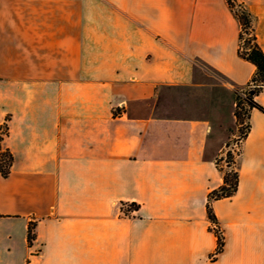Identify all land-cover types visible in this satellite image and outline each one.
I'll return each mask as SVG.
<instances>
[{
    "label": "crops",
    "instance_id": "crops-1",
    "mask_svg": "<svg viewBox=\"0 0 264 264\" xmlns=\"http://www.w3.org/2000/svg\"><path fill=\"white\" fill-rule=\"evenodd\" d=\"M237 2L264 52V0ZM239 31L227 0H0V264H264V111L218 253L206 208L255 71Z\"/></svg>",
    "mask_w": 264,
    "mask_h": 264
},
{
    "label": "trees",
    "instance_id": "trees-1",
    "mask_svg": "<svg viewBox=\"0 0 264 264\" xmlns=\"http://www.w3.org/2000/svg\"><path fill=\"white\" fill-rule=\"evenodd\" d=\"M227 3L240 25L238 54L240 57L250 61L255 66V71L250 80L245 86L239 89L244 93V97L238 96V93L236 96L234 109L236 125L240 127L243 122H245L244 131L241 132L242 134L239 138V142H241L249 130L248 119L250 110L252 108H258L264 111V108L254 101V96L264 89V52L258 44L254 33L252 15L241 3L237 2V0H227ZM235 6H238L239 9L236 10L234 8ZM6 133L7 126L4 123L0 126V143ZM226 152L229 154V151ZM12 161L13 156L10 151L7 148H2L0 145V174L2 176L6 177L9 174ZM219 170L222 172L223 182L219 187L210 191L206 205L207 215L211 221L216 220L211 208V202L215 199L232 195L238 186V172L236 168L232 169L233 171L231 172H224L220 168ZM32 237L33 233L30 226L28 228V239H31ZM217 240L223 244L222 235H217ZM221 249L222 247L219 251Z\"/></svg>",
    "mask_w": 264,
    "mask_h": 264
},
{
    "label": "rangeland",
    "instance_id": "rangeland-1",
    "mask_svg": "<svg viewBox=\"0 0 264 264\" xmlns=\"http://www.w3.org/2000/svg\"><path fill=\"white\" fill-rule=\"evenodd\" d=\"M234 8L236 10L239 9L238 6H235ZM238 91L236 92V96ZM238 96L242 97L240 94H238ZM244 128H245V122H243L242 126L238 127V129L236 130L235 137L232 138V141L229 142V146L226 150L229 151V154L225 152L220 158L217 159L218 168H220L224 172H229V171L231 172L233 171L232 169L236 168V160L240 151L239 138L242 134L241 132L244 131Z\"/></svg>",
    "mask_w": 264,
    "mask_h": 264
},
{
    "label": "built area",
    "instance_id": "built-area-1",
    "mask_svg": "<svg viewBox=\"0 0 264 264\" xmlns=\"http://www.w3.org/2000/svg\"><path fill=\"white\" fill-rule=\"evenodd\" d=\"M238 94H240L242 97H244V93L241 90L238 91ZM211 228H212L213 232L216 234V236L217 235L218 236L222 235L219 227L217 226V224L214 221H212ZM221 247H222V243L221 242H218V245H217V248H216V251L215 252L218 253V251H219V249Z\"/></svg>",
    "mask_w": 264,
    "mask_h": 264
}]
</instances>
